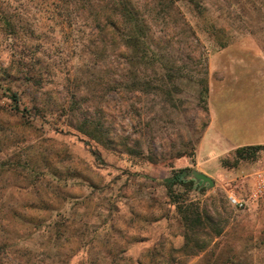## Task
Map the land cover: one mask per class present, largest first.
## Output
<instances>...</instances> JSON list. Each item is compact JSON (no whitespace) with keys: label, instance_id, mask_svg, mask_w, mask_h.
I'll return each mask as SVG.
<instances>
[{"label":"rangeland","instance_id":"374dc122","mask_svg":"<svg viewBox=\"0 0 264 264\" xmlns=\"http://www.w3.org/2000/svg\"><path fill=\"white\" fill-rule=\"evenodd\" d=\"M109 1L0 0V244L13 246L0 264H264V188L241 209L229 201L250 198L264 150L235 168L230 155L221 166L233 173L213 187L173 188L201 211L210 235L197 236L201 251L181 249L186 231L163 183L193 169L209 121L193 61L204 56L208 74L263 66L264 0H172L169 13L157 0H132L155 18L150 43L168 42L185 67L174 83L132 93ZM215 54L221 62L211 64ZM237 90L232 101L252 103L255 88ZM86 118L99 123L100 141L79 130Z\"/></svg>","mask_w":264,"mask_h":264},{"label":"trees","instance_id":"16d2710c","mask_svg":"<svg viewBox=\"0 0 264 264\" xmlns=\"http://www.w3.org/2000/svg\"><path fill=\"white\" fill-rule=\"evenodd\" d=\"M158 4L164 6L166 5L167 11L172 8L175 10L172 0H157ZM151 0L149 4H152ZM109 5V10L111 11V19L110 27L113 29V37L121 38L122 44L126 51V70L123 73V77L126 80H131L130 86H126L128 92H135V90H139L141 87H145L146 90L151 92H155L159 90V87H152L151 82H165V83H174L177 79L185 77L184 69L182 65H178L174 56H169L167 54V45L168 42H164V46L152 45L149 38V23L155 21V18H148L144 16L141 12L137 4H135L132 0H110L106 3ZM147 5V2L145 3ZM89 8H92V4H89ZM169 7V8H168ZM162 8V7H161ZM165 9V10H166ZM2 27L9 31H13V23L10 19L3 18L2 19ZM119 26H122V30L119 31ZM213 27V26H211ZM187 24H185V30L189 32ZM182 31L181 35H185ZM194 37V34H192ZM195 41L199 42L195 37ZM151 42V43H150ZM151 44V45H150ZM226 44H220V48H224ZM181 61H184L181 59ZM205 57L201 54L199 57L193 61L196 69L194 70V74L190 75L195 77V82L198 86V98L201 111L208 115V106L207 99L209 95V86H208V70L205 64ZM141 76H151L152 81H148L146 83L141 84L140 82ZM166 85V84H165ZM176 93H180V89L174 88ZM174 91V92H175ZM11 100L17 104L18 99L15 95L11 96ZM208 122V121H207ZM98 122H94L91 118H86L79 127V130L90 137H94L93 139H97L100 141V137L103 136L100 131V126ZM208 123L205 124V128ZM94 126L93 129H90ZM90 127V128H89ZM86 129H89L91 132H87ZM98 134V136L96 135ZM94 135V136H93ZM100 135V136H99ZM264 150V145L257 146H248L239 148L234 151V163L233 167L237 166V161H253L256 159L258 153ZM192 169L186 168L176 171L172 174L171 177L163 180L164 187L167 191V196L172 205L176 207L177 214L181 217L183 227L186 232L182 235L183 237V246L181 249L185 250H193V248H197L198 251L204 249L205 245L200 246V240L197 236L210 237L206 231H204V223L201 215V211L192 203L185 204L182 201V196L176 195L173 191L175 186H182L185 190H189L194 187L195 182L190 179ZM17 215L21 217L17 212H12V215ZM14 215V216H15ZM20 220V219H19ZM1 227V226H0ZM197 229V230H196ZM215 230V237H218L222 230ZM3 235V234H2ZM193 244V245H192ZM12 245L6 242H2L0 244V253L8 254L12 249ZM195 255V254H194Z\"/></svg>","mask_w":264,"mask_h":264},{"label":"crops","instance_id":"0c3cea01","mask_svg":"<svg viewBox=\"0 0 264 264\" xmlns=\"http://www.w3.org/2000/svg\"><path fill=\"white\" fill-rule=\"evenodd\" d=\"M221 55L210 56V63H220ZM259 61L264 64L262 60ZM215 67V70L211 68L208 74L209 121L195 149L192 170L211 180L218 178L221 181L233 173V170L223 168L221 162L230 157L235 150L264 145V65L256 68L242 64L234 67L221 65ZM243 85L256 89L255 93L251 94L253 101L250 104L232 101L234 98L237 99L239 96L237 89ZM215 166L217 168L214 171L212 169ZM254 177L256 181L250 198L247 201L241 200L243 203L257 200L262 193L264 176L255 174ZM221 185L223 186V183Z\"/></svg>","mask_w":264,"mask_h":264},{"label":"water","instance_id":"95a60500","mask_svg":"<svg viewBox=\"0 0 264 264\" xmlns=\"http://www.w3.org/2000/svg\"><path fill=\"white\" fill-rule=\"evenodd\" d=\"M190 179L195 182V184H201V186H208V188L213 187L214 183L211 179L202 175L194 170L191 171Z\"/></svg>","mask_w":264,"mask_h":264},{"label":"built area","instance_id":"2783aa9c","mask_svg":"<svg viewBox=\"0 0 264 264\" xmlns=\"http://www.w3.org/2000/svg\"><path fill=\"white\" fill-rule=\"evenodd\" d=\"M263 187H264V183H263ZM229 201H230L231 205H232L234 208L241 209V208H243L244 205H245L243 202L238 201V200H236V199L233 198V197H229Z\"/></svg>","mask_w":264,"mask_h":264}]
</instances>
